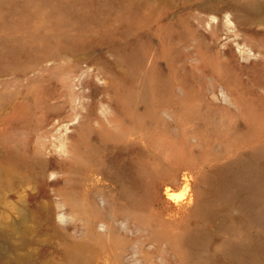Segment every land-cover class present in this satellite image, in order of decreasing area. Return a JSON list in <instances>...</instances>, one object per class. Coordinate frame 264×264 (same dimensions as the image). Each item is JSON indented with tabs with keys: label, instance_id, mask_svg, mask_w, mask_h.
Wrapping results in <instances>:
<instances>
[{
	"label": "rangeland",
	"instance_id": "rangeland-1",
	"mask_svg": "<svg viewBox=\"0 0 264 264\" xmlns=\"http://www.w3.org/2000/svg\"><path fill=\"white\" fill-rule=\"evenodd\" d=\"M0 169V264H264V0H0Z\"/></svg>",
	"mask_w": 264,
	"mask_h": 264
},
{
	"label": "bare ground",
	"instance_id": "bare-ground-1",
	"mask_svg": "<svg viewBox=\"0 0 264 264\" xmlns=\"http://www.w3.org/2000/svg\"><path fill=\"white\" fill-rule=\"evenodd\" d=\"M214 17H216V16H214ZM2 175L3 176L6 175V171L4 169H0V176H2ZM172 195H175V194H173V192H171L168 197L171 199L172 198Z\"/></svg>",
	"mask_w": 264,
	"mask_h": 264
}]
</instances>
